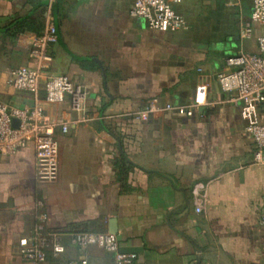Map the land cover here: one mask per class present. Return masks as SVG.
<instances>
[{
    "label": "crops",
    "instance_id": "0c3cea01",
    "mask_svg": "<svg viewBox=\"0 0 264 264\" xmlns=\"http://www.w3.org/2000/svg\"><path fill=\"white\" fill-rule=\"evenodd\" d=\"M133 2L0 0V101L29 102L8 78L33 64L31 42L51 11L59 35L51 72L83 85L89 117L66 133L56 129L54 182L37 184L34 144L0 154V264H32L20 240L35 228L41 199L48 228L115 229L120 250L138 255L134 264H264V164L255 163L242 101L217 81L227 55L199 43L193 30L141 24L130 16ZM201 80L209 83L207 104L195 116L132 119L154 98L189 103ZM44 105L51 120L81 116L68 101ZM64 242L66 250L50 253L47 264L84 256L89 264H115L113 253Z\"/></svg>",
    "mask_w": 264,
    "mask_h": 264
},
{
    "label": "built area",
    "instance_id": "2783aa9c",
    "mask_svg": "<svg viewBox=\"0 0 264 264\" xmlns=\"http://www.w3.org/2000/svg\"><path fill=\"white\" fill-rule=\"evenodd\" d=\"M52 1V0H51ZM183 0H134L130 9L133 18H145L148 26L157 31L177 32L188 28L184 13L176 8ZM253 24L262 32L257 37L258 51H239L227 55L225 68L217 74V81L225 92L235 93V99L242 101V116L246 121V132L252 139L255 163L264 164V0H253L251 23L242 32V38H250ZM59 39L53 13L46 15L42 33L30 47L32 65L11 69L8 84L15 91L28 95L24 105L0 101V153L14 155L29 144L36 149L35 171L38 185L54 182L59 176V142L56 129L69 131L71 123L88 121L85 103L88 93L83 85L74 82L67 75L53 74L54 60L50 47ZM202 71V69H200ZM209 83L201 80L195 89V97L189 103H160L150 100L147 105L132 113V119L148 122L166 113L193 117L207 104ZM68 101L72 112L81 113L75 119L51 120L45 102L62 104ZM18 120V126L14 120ZM37 222L30 236L20 240L23 257L32 264H47L50 253L59 255L66 250L65 239L80 249L96 246L115 256V264H134L138 255L120 250L118 236L108 230L82 231L75 228L50 229L47 227L48 213L45 201L38 202ZM197 212L202 207H197ZM264 226V206L259 219ZM71 264H89L87 257H81Z\"/></svg>",
    "mask_w": 264,
    "mask_h": 264
},
{
    "label": "rangeland",
    "instance_id": "374dc122",
    "mask_svg": "<svg viewBox=\"0 0 264 264\" xmlns=\"http://www.w3.org/2000/svg\"><path fill=\"white\" fill-rule=\"evenodd\" d=\"M91 1V0H89ZM249 4L247 5V2ZM253 0H183L181 11L188 20V30H193L195 39L201 44H210L212 51L223 55L239 51H258L257 37L260 26L253 24V34L243 39L242 32L251 23L249 14ZM146 24L145 18H138ZM182 29L179 31L187 30ZM178 32V31H177ZM254 150V148H253Z\"/></svg>",
    "mask_w": 264,
    "mask_h": 264
},
{
    "label": "trees",
    "instance_id": "16d2710c",
    "mask_svg": "<svg viewBox=\"0 0 264 264\" xmlns=\"http://www.w3.org/2000/svg\"><path fill=\"white\" fill-rule=\"evenodd\" d=\"M247 2V1H246ZM249 4V2H247V5ZM250 10L249 11V14H251V4H250ZM90 223H86V226L85 228L82 226V225H73L72 227L75 228V229H78V230H82V231H100L99 230V227H90L89 225Z\"/></svg>",
    "mask_w": 264,
    "mask_h": 264
},
{
    "label": "water",
    "instance_id": "95a60500",
    "mask_svg": "<svg viewBox=\"0 0 264 264\" xmlns=\"http://www.w3.org/2000/svg\"><path fill=\"white\" fill-rule=\"evenodd\" d=\"M19 100L21 101V103H26L28 101L27 99H22V98H20ZM29 102H32V101H29ZM12 104H14V103H12ZM18 124H19V121L15 119L14 120V125L18 126ZM110 232L111 233H116L115 229H111Z\"/></svg>",
    "mask_w": 264,
    "mask_h": 264
}]
</instances>
